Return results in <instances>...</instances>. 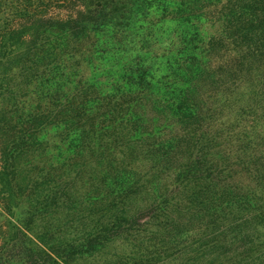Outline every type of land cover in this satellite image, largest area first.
Returning <instances> with one entry per match:
<instances>
[{
	"label": "trees",
	"instance_id": "obj_1",
	"mask_svg": "<svg viewBox=\"0 0 264 264\" xmlns=\"http://www.w3.org/2000/svg\"><path fill=\"white\" fill-rule=\"evenodd\" d=\"M0 264H264V0H0Z\"/></svg>",
	"mask_w": 264,
	"mask_h": 264
},
{
	"label": "rangeland",
	"instance_id": "obj_2",
	"mask_svg": "<svg viewBox=\"0 0 264 264\" xmlns=\"http://www.w3.org/2000/svg\"><path fill=\"white\" fill-rule=\"evenodd\" d=\"M146 7H148L149 8V10H150V5L148 4V3H145L144 4ZM151 9H153V8H151ZM153 14V13H152ZM152 14H150L149 12H148V15H146L147 16V21H145V26H147V25H152V23L153 22H155V18H154V16L152 15ZM124 25H126V24H122L121 25V27H120V30H119V32H118V35L117 36H119L120 38L119 39H121L122 41L124 40V39H128V38H130V39H135V38H133L134 36L135 37H137L140 33H141V28H139L140 26L139 25H136V24H134V25H132V27H134V30H135V33L134 32H132V31H130V33H129V35H128V33H127V30H126V27H124ZM128 25V24H127ZM150 25V26H151ZM163 29H165L167 32L169 31V26H168V24L167 23H165V21H163ZM201 32H202V35H208V33H209V31L208 30H206L205 28L204 29H201ZM106 35V34H105ZM107 36H109V37H111V35L110 34H108ZM123 43H127L126 42V40H124L123 41ZM119 50H121V51H123V52H125V53H132V58H134L136 55H137V52H135L134 50H130V49H119ZM123 52H118V51H116V55L115 56H113V58L115 57V58H118L119 59V62L120 61H124V59H126V55H124L123 54ZM150 55L149 54H146L145 55V57H149ZM106 58L105 59H107V57H109V55H106L105 56ZM112 58V59H113ZM106 61V60H105Z\"/></svg>",
	"mask_w": 264,
	"mask_h": 264
}]
</instances>
